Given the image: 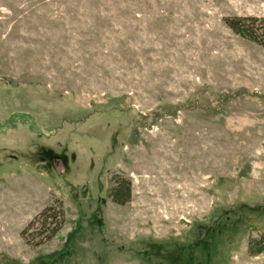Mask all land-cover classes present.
I'll return each instance as SVG.
<instances>
[{"label": "rangeland", "instance_id": "1", "mask_svg": "<svg viewBox=\"0 0 264 264\" xmlns=\"http://www.w3.org/2000/svg\"><path fill=\"white\" fill-rule=\"evenodd\" d=\"M228 17L264 0H0V264H264V47Z\"/></svg>", "mask_w": 264, "mask_h": 264}, {"label": "trees", "instance_id": "2", "mask_svg": "<svg viewBox=\"0 0 264 264\" xmlns=\"http://www.w3.org/2000/svg\"><path fill=\"white\" fill-rule=\"evenodd\" d=\"M225 26L235 35L264 47V18L228 17L223 19ZM258 30L263 31L258 35ZM113 187L108 193L110 201L124 206L131 200V184L116 175L112 178ZM64 211L60 204L45 207L21 231L20 237L27 246L37 247L51 241L62 229ZM247 254L256 257L264 254V233L248 241Z\"/></svg>", "mask_w": 264, "mask_h": 264}]
</instances>
